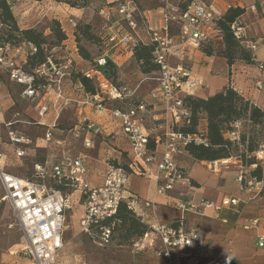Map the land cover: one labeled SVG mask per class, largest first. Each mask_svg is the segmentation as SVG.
Instances as JSON below:
<instances>
[{
  "label": "built area",
  "instance_id": "built-area-1",
  "mask_svg": "<svg viewBox=\"0 0 264 264\" xmlns=\"http://www.w3.org/2000/svg\"><path fill=\"white\" fill-rule=\"evenodd\" d=\"M161 2V18L155 25L152 9L145 8L141 0H103L98 13L104 19L100 36L105 42V50L86 72L99 91L96 94L83 91L86 96L83 99L70 97L62 89L65 79L70 80L72 76L70 58L59 61L54 55H49L44 63L29 69L28 55L38 51L37 45L32 42L16 45L0 40V90L3 78L17 84L21 99L34 105V119L39 125H47L44 124V117L51 108H54L57 119L60 111L74 107L79 115L73 130L76 136L83 135L86 148H92L97 138L105 143L114 140L115 131L110 126H103L86 114L84 108L89 105L96 114L111 113L132 146L129 167L133 172L121 165V161H111L102 182L97 185L89 182L88 166L82 155H63L51 164L49 160L36 162L34 178L21 177L8 169V162L5 167L0 162V209L6 207L22 230L23 244L19 252L28 257L29 264H63L59 254L65 245L66 214L72 208L74 193H66L48 184L46 179L64 181L66 186L73 187L74 192L79 193L80 201L85 206L81 227L87 232L97 228L100 245L111 243L116 224L103 225L102 222L115 216L122 202L127 200L136 217L150 226L141 237L134 239L133 249L137 252L152 249L159 257L171 262L182 260L185 264H200L204 255L205 244L200 228L186 226L188 213L203 215L206 209H212L217 218L225 208L239 213L241 201L238 198L225 196L219 203L204 200L196 205L181 195L175 206L182 213L177 221L156 220L150 223L147 221L148 209L153 206V201L143 200L128 189L132 173L143 174L145 168L156 164V192L168 195L177 184H185L189 180L179 162L186 146L193 140L206 142L200 135L184 134L175 128L190 115V110L184 104L185 97L194 95V90L201 85L191 76V69L184 62H171L170 58L177 54L185 55L188 46L200 49L203 44L213 41L215 36H220L216 21L223 13L215 6L217 0ZM249 9L255 12L258 5L252 4ZM68 21L73 25L74 36L77 26L75 16L69 17ZM206 24L213 26L211 32L203 30ZM2 25L0 19V27ZM232 30L250 51L254 53L259 49L260 44L247 37L246 28L240 20L233 22ZM138 42L151 43L154 47V63L158 66V84L150 92L154 101H137L126 107L115 106L116 103H125L134 93L126 85H115L105 68L108 61L118 68L117 55L133 56V46ZM259 68L263 69L264 63L261 62ZM257 87L262 88L263 84L259 82ZM51 92L55 94L54 103L47 100ZM5 110L0 96V146L8 143L13 146L15 155L22 157L31 140L12 128L19 120L6 121ZM3 132L7 133V142L3 140ZM46 138L50 140L51 131L48 130ZM159 147H162L160 151ZM5 155L8 156L0 148V159ZM259 222L258 217L247 219L242 227L251 230L257 228ZM14 225L11 222L9 227L13 228ZM257 245L264 248V234L258 237Z\"/></svg>",
  "mask_w": 264,
  "mask_h": 264
},
{
  "label": "rangeland",
  "instance_id": "rangeland-1",
  "mask_svg": "<svg viewBox=\"0 0 264 264\" xmlns=\"http://www.w3.org/2000/svg\"><path fill=\"white\" fill-rule=\"evenodd\" d=\"M72 1L73 0H10L9 6L18 27L20 29L33 28L42 32L49 40V43L46 44L49 50L53 45L51 42L55 41V32L53 30L55 25L54 21H56V19L61 21V25H63L68 33V39L64 44L57 45L52 52L59 61L70 58L72 60L74 72L81 73L84 71L86 73L93 67L94 60L105 50V47H101L97 40L98 38L88 40L81 32L77 34V38L74 37L75 33L74 36L72 34L73 25L69 23L68 18L75 16L77 23L83 22L96 25L94 31H98L100 35L104 19L99 15L98 10L103 0L90 1L84 8L74 7L79 9L77 12L73 10L71 6ZM80 2L81 1H79V4ZM141 2L145 8L152 9L154 24L157 25L161 18L159 11V5L162 3L161 0H141ZM231 3L233 5L238 3V1H231ZM243 5L247 4L243 1ZM254 16L257 18H254ZM254 16L251 13L248 15L245 9V12L240 16L239 20H244L243 22L246 23L249 21L254 22L257 21L258 17H261L262 14L261 16L259 14ZM212 28L213 26L211 24H206L203 30L211 32ZM0 29H2V36H8L9 32L5 27ZM213 41L215 43L214 52L215 55H217L224 47L223 40L219 38V36H215ZM19 44L23 43H19L18 41L16 45ZM81 48L86 49L89 58L82 56L79 51ZM192 50H198V48L193 46L187 47V52H191ZM188 57L189 54H177V56L171 57L170 60L171 62L177 60H181V62L185 60L186 62ZM216 59V65L220 66V69L217 70H219V73H222L223 71L221 70H223L224 66V62L222 61H224V59L221 57H217ZM117 61L120 66L118 67L116 82L119 85H126L134 95L132 98H127L128 100H125V103H116L115 106L119 105L126 107L130 103L137 101L153 102L154 99L150 92L158 84L156 75L154 73L142 72L135 57H129L128 54H122L121 56L117 55ZM197 80L199 81V79ZM62 89L64 93L70 97L86 98V96L83 95L84 90L81 88L80 83L74 81L72 78H70V80L65 79L62 84ZM199 89L200 86L194 90L193 93H198ZM19 92L20 87L17 84L3 78L0 96L2 98V105L6 109V121L18 119L19 121L16 122L12 128L19 130L30 139L31 142L27 146L26 154L22 157H17L14 153L13 146L8 145V143L1 145L0 148L8 154V156L5 155L0 159L1 165L5 167L8 162V169L13 173L25 178H34V164L36 162L44 163L49 160V164H51L53 160L63 155L72 157L82 155L88 166L87 178L92 180V176L90 177V175H94L97 168L90 167V170L89 160L102 154L103 147L105 148L111 145L110 141L105 143L101 142L100 138H97L92 148H86L84 146L83 135L76 136L73 130L78 122L79 115L78 110L74 107L65 108L60 111L57 119H55L54 116V108H51L49 113L44 117V124L47 125H39L34 119V117H36L34 105L22 100ZM47 100L54 103V92H51ZM158 108L160 110V107ZM84 111L95 121L103 119V121H100L103 126L109 125L112 129L118 131V135H120L122 139L129 143L127 135L120 129L118 122L111 113L100 112L98 116H93L89 105L84 108ZM202 123H204L203 120L201 121V125ZM200 129L203 130L204 125L200 126ZM48 130L51 131L50 140L46 138ZM226 137L233 142V145L230 147L233 156L228 158L229 162L228 159H224L225 162H222V159H220L219 171L232 170L234 172V180L238 184L241 192H249L252 195H256L258 198L263 197L262 199L264 201V123L254 124L248 119L239 120L231 126L230 131L226 133ZM3 140L4 142L8 141L6 132H3ZM111 141L113 142L115 140ZM128 145H130L132 151L131 144L129 143ZM251 146H254L253 151L249 149ZM186 156V153L181 154L180 160ZM128 160L129 158L123 155L120 161L125 163L128 162ZM259 167L261 169L260 179L255 175V171ZM198 171L204 175V178L208 174L207 167H199ZM131 176L132 175L129 176V190ZM240 176L242 177L241 180H239ZM46 181L50 185H55L57 183L53 179H46ZM260 188L261 191H259ZM74 190L73 187H66L64 190L66 193H74V200L72 208L69 209L66 214L64 228L65 245L61 254H59V259L63 264H160L158 261L159 256L152 249H145L140 252L133 249V239L136 238L137 235H133L124 227L115 231L109 245L99 244V231L97 228L94 227L88 232L83 231L81 220L84 217L85 206L84 203L80 201L79 193L74 192ZM246 203L247 202H241L239 211L246 206ZM11 222L15 223L13 228L9 227ZM22 244L23 233L18 223L14 220L6 207L5 209L1 208L0 264H29L30 261L28 257L19 252Z\"/></svg>",
  "mask_w": 264,
  "mask_h": 264
},
{
  "label": "crops",
  "instance_id": "crops-1",
  "mask_svg": "<svg viewBox=\"0 0 264 264\" xmlns=\"http://www.w3.org/2000/svg\"><path fill=\"white\" fill-rule=\"evenodd\" d=\"M231 1H238L233 5L238 4L245 7L248 15L251 13L253 16L257 14L261 16L262 14L254 22L246 23L243 22L244 20H240L246 28L247 37L258 41L260 44L259 49L254 52L255 62L237 61L230 65L225 57L207 55L198 49L188 51L189 53L186 51L185 55L189 54V57L186 62L184 60V64L191 69V76L201 82L202 87L200 86L198 93H194V95L206 98L232 85L244 97L264 110V68H259V64L264 63V0H217L215 6L220 13H224L227 7L232 5ZM243 1L247 5H243ZM252 4L258 5L255 12L249 9ZM73 10L77 12L79 9L73 8ZM254 18L257 17L254 16ZM219 38L221 37L219 36ZM217 57L224 59L222 61L224 62L222 73L217 70L220 69V66L216 65ZM259 82L263 84L262 88L257 87ZM91 114L98 116L92 111ZM100 121L103 119H98V122ZM202 125L206 126V120ZM113 130L115 131V141H110L111 145L103 147L102 154L89 160V169L91 170L90 167L97 168L95 174L90 175L92 180L88 179L93 185L102 182L108 163L115 159L120 161L123 152L127 153L129 160L132 159L129 143L118 135V131ZM161 148L159 147V151ZM184 153L187 156L181 160L179 157V162L186 170L189 180L185 184H177L168 195L156 192L157 183L154 179L156 164L145 168L143 174H131L130 192L143 200L153 201V206L148 209L149 218L147 221L150 223H154L156 220L171 222L175 218L181 217L182 213L175 208L177 199L181 195L189 198L196 205L204 200L219 203L225 196L238 198L242 203L247 202L239 213H235L234 209L225 208L220 212L218 218L214 216L215 213L212 209H206L203 215L192 212L186 215V226L188 228L199 227L205 244V252L200 264H264V248L257 245L258 237L264 234L263 197L258 198L249 192H241L234 180L232 170L219 171L221 160L200 161L195 160L187 151ZM222 162H225L224 159ZM202 166L208 168V174L205 178L198 171V168ZM256 217L260 219L257 228L243 229L242 224L247 219ZM158 261L160 264H170L171 262L163 257H159ZM171 264L185 263L182 260H174Z\"/></svg>",
  "mask_w": 264,
  "mask_h": 264
},
{
  "label": "trees",
  "instance_id": "trees-1",
  "mask_svg": "<svg viewBox=\"0 0 264 264\" xmlns=\"http://www.w3.org/2000/svg\"><path fill=\"white\" fill-rule=\"evenodd\" d=\"M9 1L10 0H0V19L3 24L0 28L5 27L9 32L8 36L5 37L1 35L2 29H0V40L2 42H10L13 44H17L18 41L19 43L32 42L37 45L38 51L35 53H29L28 55V68L32 69L37 65L44 63L49 55H54L52 52L53 49L57 47V45L64 44L68 39V35L63 29L60 21L56 19L53 27L55 41H50L53 45L49 50L46 47L49 40L42 32L33 28L20 29L18 27L10 10ZM79 1H81L80 4ZM90 1L94 0H73L71 6L73 8H84L90 3ZM244 12L245 7L232 5L227 8L216 21L224 45L223 49L217 53V55L225 57L230 65L237 61L245 63L255 62L254 53L241 43L232 30L233 22L239 20ZM95 26L96 25H92L91 23L78 22L75 29V37L77 38V34L81 32L88 40L98 38L97 40L101 47L104 48L105 42L98 34V31H94ZM214 47V41H209L208 43L203 44L200 49L207 55H215ZM79 51L83 57L89 58L86 49L81 48ZM153 51L154 47L151 43L138 42L133 46V57H135L136 61L139 63L142 72L154 73L157 76L158 66L154 63ZM105 71L109 79L115 85L119 86L116 82L118 68L112 63V61H108ZM71 78L80 83L81 88H83L86 93L96 94L99 91V88L93 79L87 77L84 71L81 73L73 71ZM184 104L190 110V115L175 128L184 134L200 135L206 141L205 143H200L193 140L186 146L185 150L195 160L216 161L232 157L233 155L230 147L233 145V142L226 137V133L230 131L231 126L242 119H248L254 124L264 123V110L253 103L250 99L244 97L232 85L206 98L197 95H187L184 99ZM202 120H206V126L203 130L200 129ZM249 149L253 151L254 146L249 147ZM122 155L127 157L126 152H123ZM113 161L117 162L116 159ZM125 163L120 162L121 165L129 169V172H133L129 167V160ZM260 173L261 169L259 167L255 171V175L259 179L261 178ZM55 186L62 190H65V188L68 187L65 185L64 181L57 182ZM178 219L179 218H175L173 221H177ZM112 222L116 223L113 235L117 229L124 227L133 235H137L136 238H138L141 237L150 227L149 223L142 222L136 217L133 210L129 207L127 200L122 202L120 209L115 216L104 220L102 224L110 225Z\"/></svg>",
  "mask_w": 264,
  "mask_h": 264
}]
</instances>
